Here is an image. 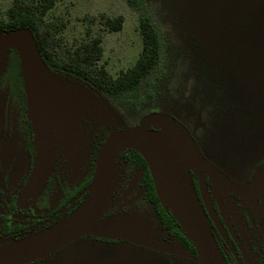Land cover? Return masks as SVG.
<instances>
[{"label":"rangeland","instance_id":"rangeland-1","mask_svg":"<svg viewBox=\"0 0 264 264\" xmlns=\"http://www.w3.org/2000/svg\"><path fill=\"white\" fill-rule=\"evenodd\" d=\"M12 1L0 0V17ZM146 2L163 36L161 63L134 98L120 103L107 98L101 102L86 88L74 85L80 96L66 98L71 115L65 117L66 123L57 124L58 143L62 142L70 166L81 174L87 161L86 134L77 129L78 119L80 124L92 115L110 127L114 113L119 112L116 126L124 129L152 127L150 117L163 114L190 132L207 159L224 170V176L246 179L250 167L264 157V0ZM51 14L68 19L63 39L69 45L81 42L90 25L94 33H102L101 63L114 75L131 67L142 50L138 14L126 0H57ZM101 14L123 16V29L110 33L98 21L90 24L89 20ZM150 240V248L165 255L126 243L116 247L76 243L73 250L78 253L77 264H195L180 246L158 242L155 236ZM216 251V263L221 264ZM63 263L59 259L47 262Z\"/></svg>","mask_w":264,"mask_h":264},{"label":"flooded vegetation","instance_id":"flooded-vegetation-1","mask_svg":"<svg viewBox=\"0 0 264 264\" xmlns=\"http://www.w3.org/2000/svg\"><path fill=\"white\" fill-rule=\"evenodd\" d=\"M4 73L0 78V247L39 235L70 217L88 194L101 145L114 132L126 129L116 126V119L122 115L119 112L114 113V124L110 127L97 122L92 115L80 120V124L78 119L77 129L86 134L87 161L83 172L77 174L70 166L62 142L58 143V123L53 120L52 164L45 169L38 182L31 184L35 176L38 151L24 80L21 68V85L15 74ZM79 85L101 102L107 98L117 103L102 93L91 91L84 83ZM59 129L62 131L61 127ZM150 129L160 131L157 127ZM199 149L206 161L221 174L224 173L223 169L207 159L200 147ZM133 151L125 149L113 155L110 199L101 220L122 216L145 220L156 230V241L176 244L182 248L187 258L191 257L176 238L161 237L164 231L158 230L149 222L150 212L141 201L149 191V176L152 181L153 178L146 161L138 152L141 159L137 157ZM187 172L206 214L215 247L221 255V264H264V157L253 168L250 167L244 180L225 176L235 185L243 187L254 181L258 182L257 185L262 188L252 192L253 198L243 197L214 185L204 172L197 175L194 167L187 169ZM76 243L98 247H116L126 243L139 249V246H143L122 239L85 235L26 264H47L54 259L63 260V264H77L78 253L73 250ZM143 247L144 251L154 255H165L157 249Z\"/></svg>","mask_w":264,"mask_h":264},{"label":"water","instance_id":"water-1","mask_svg":"<svg viewBox=\"0 0 264 264\" xmlns=\"http://www.w3.org/2000/svg\"><path fill=\"white\" fill-rule=\"evenodd\" d=\"M9 50L19 54L28 109L38 151L35 176L38 182L52 164V122H64L71 115L66 98L80 96L74 82L52 73L45 65L27 30L0 33V78L5 72ZM153 126L130 127L114 132L101 145L88 194L81 206L53 228L26 240L0 247V264H26L45 257L85 235L122 239L150 247L157 235L154 228L141 220L122 216L102 219L110 199L113 155L121 150L138 152L146 161L157 193L192 242L198 264H217V251L206 214L187 169L194 167L197 175L204 172L211 182L225 190L248 197L262 188L256 185H235L202 156L190 132L176 119L156 114L150 117ZM71 121V138L73 136Z\"/></svg>","mask_w":264,"mask_h":264},{"label":"trees","instance_id":"trees-1","mask_svg":"<svg viewBox=\"0 0 264 264\" xmlns=\"http://www.w3.org/2000/svg\"><path fill=\"white\" fill-rule=\"evenodd\" d=\"M126 1L138 14L142 50L135 63L117 75L112 74L101 63L104 56L103 35L100 32L94 33L91 25L86 28L81 42L69 45L63 39L68 19L63 15L51 14L57 0H13L5 15L0 17V33L29 31L34 37L41 58L52 73L67 81L84 83L91 91L102 93L120 103L136 96L144 81L159 67L164 50L161 30L150 15L146 0ZM89 21L90 24L98 21L103 31L114 33L123 29L125 19L123 16L101 14L97 20ZM20 68L18 52L9 50L4 74H15L21 85ZM133 153L141 159L137 152ZM149 182V191L141 201L150 212L149 222L158 230L164 231L161 237L176 238L194 258L195 264H198L192 242L163 203L150 176ZM139 247L144 250L143 246Z\"/></svg>","mask_w":264,"mask_h":264}]
</instances>
